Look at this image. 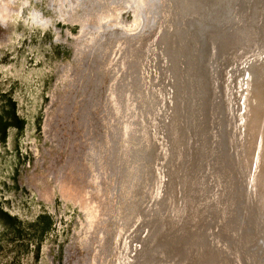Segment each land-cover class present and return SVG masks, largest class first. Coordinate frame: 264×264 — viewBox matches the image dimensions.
<instances>
[{
  "label": "rangeland",
  "instance_id": "obj_1",
  "mask_svg": "<svg viewBox=\"0 0 264 264\" xmlns=\"http://www.w3.org/2000/svg\"><path fill=\"white\" fill-rule=\"evenodd\" d=\"M193 1L0 0V264L264 262L255 152L223 115L258 37L244 0Z\"/></svg>",
  "mask_w": 264,
  "mask_h": 264
},
{
  "label": "bare ground",
  "instance_id": "obj_2",
  "mask_svg": "<svg viewBox=\"0 0 264 264\" xmlns=\"http://www.w3.org/2000/svg\"><path fill=\"white\" fill-rule=\"evenodd\" d=\"M208 1H210V0H208ZM208 1L206 0L205 2L207 3ZM233 1H232L231 4H233ZM195 2H197V0L196 1L194 0L193 1L194 4H192V5L196 6L197 3L195 5ZM198 2H200V1H198ZM205 2L202 1V3H205ZM210 2H212V1H210ZM216 2H218V1L216 0ZM230 2H231V0H230ZM208 4L211 5L210 3H208ZM224 4H225V1H224ZM235 4H236V2H235ZM216 5L218 6L219 4H216ZM243 5H244V7H245V9L247 11V14H248L244 26H245L246 29L248 28L247 29L248 32H250V30H252L253 32L256 33V35L258 37V41L257 42L259 43V50H258L257 53H255L252 56V59H251L252 63L251 64L246 65V66L244 65L245 63L244 64L243 63L239 64V68H237L238 74H236V75H238L237 77H233V75H232V76H230V79H228V81H227V79H225V78H227L226 75L223 74L221 76L226 81V82L224 81L225 82L224 84L226 86L224 88V90L226 92V93L224 92L225 93L224 94V99H225L224 105H226L227 108H224L225 112H223V115L226 116L229 119V118H231V111H232V116H233L234 113L236 112V109H238L239 113L236 114L237 115V119L240 120L241 125L243 124V127L245 128L244 130L246 131V128H247L248 131H249L248 132L249 136L247 134L248 138H246V140H247L246 144H249L250 152H252V151L255 152L254 161H251L252 165L249 166V171L250 170L252 171V179L250 178V179L247 180V187L250 188V190L252 192H253V190L256 191L258 189L256 191V194H254V198H253V194H252V200H251L253 209L259 214V216H258L259 217L258 226L255 227V231L253 232V236H252L253 240H251L252 243L254 244L257 241L259 236H261L262 234L264 236V227H263V225H264V222H263L264 221V212H263L264 208H263V205L264 204H263V202L261 203L262 194H261V192L259 193V189L260 190H264V189H261L263 184H264V0H244ZM211 6H213V5H211ZM202 7H200V8L202 9ZM213 7H215V6H213ZM204 8H205V6H204ZM225 8H227V7H225ZM228 8H229V6H228ZM206 9H207V6H206ZM209 9H211V7ZM215 10H214V12H215ZM201 11H202V14H203V10H201ZM192 12H194V10ZM211 12L213 13V11H211ZM182 13H183V11H182ZM204 15H207V14H204ZM223 15H225V14H223ZM226 15H227V13H226ZM210 17L208 19L213 18V17H211V18ZM215 19H217V18H215ZM219 20H221V17H220ZM209 21H211V20H209ZM201 22H202V20H201ZM206 22L208 23L207 19H206ZM217 22H219V21H217ZM213 23H214V21H213ZM223 24H224V22H223ZM218 25H219V23H218ZM210 49H211V46H210ZM213 54H214V52H213ZM235 62H240V61H235ZM155 65L157 66V64H155ZM159 65H161V64H159ZM159 65H158V67H159ZM163 66H165V65H163ZM205 69L206 70L202 73V75L201 74L200 75H201V78L203 80V83H204L205 74H206V78L209 76L207 82L205 83L206 87H207V90H208L207 92L209 94V93L212 92V91H210V87H211V83H212L211 79L213 78L215 80V78H214L215 73L212 72V70L209 69V68H205ZM193 73H194V71L191 72V74H193ZM157 74H159V73H157ZM245 74L249 75V79H248V82H247V88L245 89L246 96H241V97H244V103H242V102L240 103L238 99H233V94L236 93L237 92L236 90H238L240 88L239 84H242V79H240L241 75H245ZM159 77H160V74H159ZM223 78H221V79H223ZM197 89H198V81H197V79H195L194 80L193 89H192L193 93H194V90H195V95H196V92L198 91ZM241 95H243L242 92H241ZM210 96L213 98V94L212 93L210 94ZM193 99H196V98H193ZM181 101L182 100L180 99L179 102H181ZM176 103L177 102H175L174 104H176ZM193 105H192V107L194 108ZM178 106L180 107V104ZM173 107H174V105H173ZM175 107H176V105H175ZM212 138L216 139L215 137H212ZM179 141H180V139H179ZM180 143H182V142H180ZM179 149H180V147H179ZM251 149H254V150H251ZM245 154H246V152H245ZM246 156H247V154H246ZM249 164H250V161H249ZM251 171H250V173H251ZM248 181H249V183H248ZM262 199H264V197H262ZM220 204H221V202H220ZM230 218H233V217H230ZM258 257L260 258L261 256L257 255V258ZM259 264H264V262L260 261Z\"/></svg>",
  "mask_w": 264,
  "mask_h": 264
},
{
  "label": "clouds",
  "instance_id": "obj_3",
  "mask_svg": "<svg viewBox=\"0 0 264 264\" xmlns=\"http://www.w3.org/2000/svg\"><path fill=\"white\" fill-rule=\"evenodd\" d=\"M11 15L12 13L7 8H0V23H6L7 20L5 19V16H11ZM30 19L32 23L35 24L36 21L38 20V17L34 15H30ZM25 23L27 24V21H25Z\"/></svg>",
  "mask_w": 264,
  "mask_h": 264
}]
</instances>
